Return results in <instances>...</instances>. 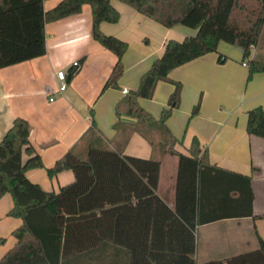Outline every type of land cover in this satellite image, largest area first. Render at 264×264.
<instances>
[{
    "label": "trees",
    "instance_id": "1",
    "mask_svg": "<svg viewBox=\"0 0 264 264\" xmlns=\"http://www.w3.org/2000/svg\"><path fill=\"white\" fill-rule=\"evenodd\" d=\"M110 1L61 0L45 11L43 0H0V69L43 57L45 25L78 15L88 6L92 39L115 57L102 92L116 88L127 46L100 30L102 23L118 21ZM116 1L164 28L179 25L195 31L179 42L166 41L160 57L140 76L136 89L115 105L113 128L119 127L121 116L132 120L133 131L150 143L152 156L140 159L108 149L98 139L92 118L91 127L81 138L80 152L73 148L46 169L49 178L71 171L74 181L58 192H46L26 177L27 171L42 169L43 164L30 145L28 122L14 119L0 142V198L10 195L12 208L7 215L21 220V225L12 232L16 243L0 264H196L192 228L156 195L164 154L186 164L181 200L186 219L194 215L200 226L252 217L250 177L211 165L194 138L186 155L178 153L175 146L180 142L165 122L177 108L180 92V85L170 81L168 73L215 53L218 43L240 48L241 61L247 60L259 41L264 0ZM224 60L217 57L218 63ZM246 64L247 81L254 74L264 73L263 62L252 58ZM159 81L171 84L172 92L154 119L139 107L138 100H150ZM198 111L197 102L190 117ZM245 115V133L264 139L262 109L252 108ZM150 129L157 134L156 142L146 136ZM23 155L27 156L25 162ZM256 241L252 251L201 264H264V240L256 236Z\"/></svg>",
    "mask_w": 264,
    "mask_h": 264
},
{
    "label": "crops",
    "instance_id": "2",
    "mask_svg": "<svg viewBox=\"0 0 264 264\" xmlns=\"http://www.w3.org/2000/svg\"><path fill=\"white\" fill-rule=\"evenodd\" d=\"M60 1L43 0V8L50 10ZM110 4L118 13V21L102 23L100 30L127 46L121 58L123 72L116 81V88L102 92L115 57L92 39L88 6L78 15L45 25L46 53L43 57L0 69V142L14 119L28 122L29 142L40 156L43 168L27 171L26 177L46 192H58L74 181L71 171L49 178L46 169L69 150L79 149L92 118L98 139L108 149L140 159L152 156L150 143L133 131L132 120L120 117L119 127L113 128L115 105L125 95L122 90L136 89L140 76L162 54L166 41L179 42L195 34L194 30L179 25L164 28L116 0H111ZM231 51L235 50L218 43L215 53L168 73V79L180 85L178 106L165 122L180 142L175 150L186 155L185 150L194 138L211 165L250 177L252 217L223 219L197 226L194 215L186 219L182 211L186 164L168 154L160 158L156 195L192 228L196 264L224 261L256 249V236L264 240V139L245 133L246 112L260 107L264 113V73L254 74L247 81V66H242L246 62L241 61V49ZM218 56H224L223 63L217 62ZM238 60L240 66L235 63ZM73 62L80 64L74 74ZM59 71L68 72V87L63 93L57 92ZM171 92V84L159 81L151 99H139L138 105L157 119ZM51 97L53 102L49 101ZM197 102L198 114L190 117ZM146 136L157 141L154 130H148ZM84 147L86 143L80 149ZM22 160L25 162L27 156L23 155ZM11 208L12 199L6 194L0 198V240H4L0 244V260L15 245L11 234L21 225V220L8 217Z\"/></svg>",
    "mask_w": 264,
    "mask_h": 264
},
{
    "label": "rangeland",
    "instance_id": "3",
    "mask_svg": "<svg viewBox=\"0 0 264 264\" xmlns=\"http://www.w3.org/2000/svg\"><path fill=\"white\" fill-rule=\"evenodd\" d=\"M222 44H224L225 46H227L231 50H235V51H231V52H236L238 50V48H236L234 45H228V44H225V43H222ZM222 57H224V56H222ZM252 58H254L257 61H261V62L264 63V25H263L262 32L260 34L257 46L255 47V49L252 50L249 58L247 60H244V61L248 62V60H250ZM235 63H238V65L240 66V60H238ZM245 71H247V69H245ZM243 89H244V84L242 86V90Z\"/></svg>",
    "mask_w": 264,
    "mask_h": 264
},
{
    "label": "built area",
    "instance_id": "4",
    "mask_svg": "<svg viewBox=\"0 0 264 264\" xmlns=\"http://www.w3.org/2000/svg\"><path fill=\"white\" fill-rule=\"evenodd\" d=\"M80 64L78 62H73L71 67L73 69V73L74 74L78 68H79ZM242 66H246L245 63H242ZM67 76H68V72L65 71H59L56 74V78H57V92L59 93H63L64 91H66L68 84H67ZM122 94H126L127 92L125 90L121 91ZM50 102L54 101V98L51 97L49 99Z\"/></svg>",
    "mask_w": 264,
    "mask_h": 264
}]
</instances>
